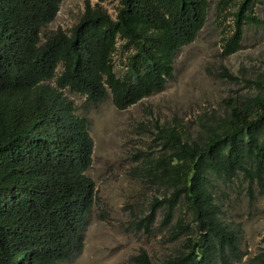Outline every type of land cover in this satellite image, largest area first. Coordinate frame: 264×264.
<instances>
[{"label":"trees","instance_id":"16d2710c","mask_svg":"<svg viewBox=\"0 0 264 264\" xmlns=\"http://www.w3.org/2000/svg\"><path fill=\"white\" fill-rule=\"evenodd\" d=\"M62 0H0V264H61L79 250L83 225L95 198L86 175L92 164L89 121L76 113L65 91L100 103L108 94L123 110L163 90L178 50L193 42L211 0H111L112 18L85 0L78 22L64 32L42 30ZM219 0L216 18L230 31L222 54L241 47L245 25H264L255 0ZM228 12H230L228 14ZM118 41L127 51L118 77L113 55ZM179 133L166 138L175 155L168 161L171 192L166 219L181 199L196 236L187 249L162 264H234L235 232L219 217L211 176L231 179L239 171L254 180L264 172V79L253 98L228 106V115L197 145ZM254 162L253 171L245 166ZM155 210V209H154ZM135 264H154L145 253Z\"/></svg>","mask_w":264,"mask_h":264},{"label":"rangeland","instance_id":"374dc122","mask_svg":"<svg viewBox=\"0 0 264 264\" xmlns=\"http://www.w3.org/2000/svg\"><path fill=\"white\" fill-rule=\"evenodd\" d=\"M218 1L211 0L195 40L178 50L162 91L123 110L114 107L110 94L91 103L83 95L64 92L76 113L89 121L93 161L86 175L95 184V198L79 250L61 264H135L141 253L162 264L184 252L196 236L193 226L182 229L191 215L181 199L171 209L169 223L167 206L154 205L172 189L168 161L175 153L164 135L177 132L182 143H202L227 117L228 106L253 98L264 79V25H245L241 47L223 56L221 38L230 31L232 18L218 24ZM84 5L85 0H62L54 20L42 30V40L58 29L69 32ZM101 5L115 17L116 1ZM253 12L264 19V0H255ZM126 54L118 41L113 55L118 77L125 72ZM245 166L252 172L254 162ZM252 178L242 171L231 179L211 176L219 217L237 238L234 264H264V172L261 180Z\"/></svg>","mask_w":264,"mask_h":264}]
</instances>
